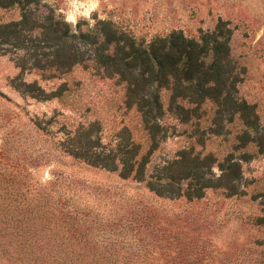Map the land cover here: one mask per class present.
Wrapping results in <instances>:
<instances>
[{
    "label": "rangeland",
    "instance_id": "rangeland-1",
    "mask_svg": "<svg viewBox=\"0 0 264 264\" xmlns=\"http://www.w3.org/2000/svg\"><path fill=\"white\" fill-rule=\"evenodd\" d=\"M44 1L66 17L70 0ZM91 2L98 6L73 25L110 21L147 43L173 31L197 37L219 20L229 22L232 56L245 70L235 96L254 107L259 131L238 142L245 129L238 115L222 109L224 117L214 121L216 106L208 103L204 120L172 129L147 165L156 176L185 149L191 157L211 155L200 163L202 181L190 187L186 181L161 197L146 179L121 176L118 163L127 158L130 136L142 152L149 143L116 80L82 67L46 80L32 56L1 53L0 202L3 196L49 202L45 216L69 230L70 248L102 254V263L112 253L130 256L132 264H264V0ZM17 19L0 9V23ZM63 82L68 88L60 96L45 97ZM229 156L242 168L233 184L219 180L220 163ZM202 183L209 187L201 189ZM188 190L202 196L190 198Z\"/></svg>",
    "mask_w": 264,
    "mask_h": 264
},
{
    "label": "trees",
    "instance_id": "trees-1",
    "mask_svg": "<svg viewBox=\"0 0 264 264\" xmlns=\"http://www.w3.org/2000/svg\"><path fill=\"white\" fill-rule=\"evenodd\" d=\"M0 9L18 14L17 20L0 23V54L22 52L32 56L34 68L46 80H60L82 67L101 78L116 80L124 88L125 105L138 114L149 146L142 152V144L130 136L127 158L118 163L121 176L146 179L147 187L158 196L168 197L171 191L182 190L186 181L189 187L202 181L200 163L210 161L211 155L204 159L191 157L185 149L165 162L156 176H149L147 165L172 129L204 120L208 103L216 106L214 121L224 117L222 109L229 115H238L245 127L238 142L247 143L246 137L259 131L254 107L235 96L245 70L232 56L235 29L227 21L219 20L211 31L200 30L197 37L173 31L147 43L110 21H98L94 26L84 23L86 28L83 23H68L44 0H0ZM22 62L28 63L26 57ZM57 88L45 97L60 96L68 83ZM189 148L193 151V146ZM220 168L219 180L225 178L233 184L242 176L240 163L230 156L220 163ZM206 185L202 183L200 188H208ZM187 196L202 194L192 195L188 190ZM2 201L0 264H132L130 256L105 253L102 263L98 261L102 254L70 248L73 240L66 234L69 230L60 229L58 222L45 216L50 211L49 202L33 203L26 198L17 199L15 204L5 196Z\"/></svg>",
    "mask_w": 264,
    "mask_h": 264
},
{
    "label": "clouds",
    "instance_id": "clouds-1",
    "mask_svg": "<svg viewBox=\"0 0 264 264\" xmlns=\"http://www.w3.org/2000/svg\"><path fill=\"white\" fill-rule=\"evenodd\" d=\"M98 5L95 2L80 3L79 0H70L68 5V12L66 13V21L75 24L78 16L88 17L90 12Z\"/></svg>",
    "mask_w": 264,
    "mask_h": 264
}]
</instances>
